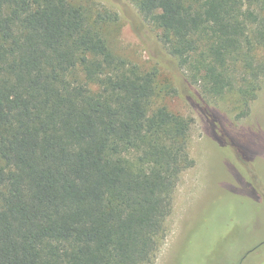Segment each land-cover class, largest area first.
I'll return each instance as SVG.
<instances>
[{
  "label": "trees",
  "instance_id": "obj_1",
  "mask_svg": "<svg viewBox=\"0 0 264 264\" xmlns=\"http://www.w3.org/2000/svg\"><path fill=\"white\" fill-rule=\"evenodd\" d=\"M205 93L264 78V0H135ZM112 11L0 0V264H149L190 120L155 103L157 69L110 48ZM219 145L218 115L195 105ZM218 131L221 133L219 134Z\"/></svg>",
  "mask_w": 264,
  "mask_h": 264
},
{
  "label": "rangeland",
  "instance_id": "obj_2",
  "mask_svg": "<svg viewBox=\"0 0 264 264\" xmlns=\"http://www.w3.org/2000/svg\"><path fill=\"white\" fill-rule=\"evenodd\" d=\"M92 13L112 11L105 25L112 51L142 69H157L155 103L190 120L194 165L179 178L155 259L149 264H264V78L247 113L237 91L211 95L168 53L135 0H74ZM220 118L222 146L195 106Z\"/></svg>",
  "mask_w": 264,
  "mask_h": 264
}]
</instances>
